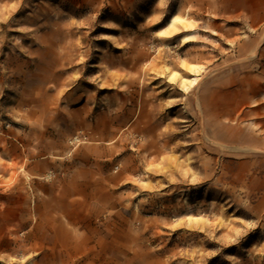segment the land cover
Listing matches in <instances>:
<instances>
[{"label":"rangeland","instance_id":"1","mask_svg":"<svg viewBox=\"0 0 264 264\" xmlns=\"http://www.w3.org/2000/svg\"><path fill=\"white\" fill-rule=\"evenodd\" d=\"M0 264H264V0H0Z\"/></svg>","mask_w":264,"mask_h":264},{"label":"bare ground","instance_id":"2","mask_svg":"<svg viewBox=\"0 0 264 264\" xmlns=\"http://www.w3.org/2000/svg\"><path fill=\"white\" fill-rule=\"evenodd\" d=\"M174 21H175V19L173 18V19H172V23H173ZM185 38H187V37H185Z\"/></svg>","mask_w":264,"mask_h":264}]
</instances>
